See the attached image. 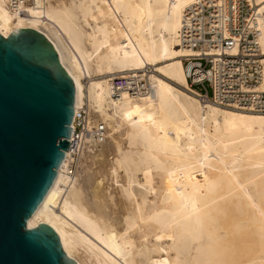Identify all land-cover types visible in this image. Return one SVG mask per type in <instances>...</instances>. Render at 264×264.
<instances>
[{
    "label": "bare ground",
    "instance_id": "bare-ground-1",
    "mask_svg": "<svg viewBox=\"0 0 264 264\" xmlns=\"http://www.w3.org/2000/svg\"><path fill=\"white\" fill-rule=\"evenodd\" d=\"M26 1L0 0V33H44L86 128H106L84 132L77 168L66 150L28 227L50 224L77 264H264V111L189 85L179 30L199 0ZM249 1L264 55V0ZM133 73L154 92L114 96L111 79Z\"/></svg>",
    "mask_w": 264,
    "mask_h": 264
},
{
    "label": "water",
    "instance_id": "water-1",
    "mask_svg": "<svg viewBox=\"0 0 264 264\" xmlns=\"http://www.w3.org/2000/svg\"><path fill=\"white\" fill-rule=\"evenodd\" d=\"M75 99L44 33H0V264H77L50 224L28 227L69 148Z\"/></svg>",
    "mask_w": 264,
    "mask_h": 264
},
{
    "label": "built area",
    "instance_id": "built-area-1",
    "mask_svg": "<svg viewBox=\"0 0 264 264\" xmlns=\"http://www.w3.org/2000/svg\"><path fill=\"white\" fill-rule=\"evenodd\" d=\"M249 0H199L187 7L179 30L181 45L193 50L184 57L189 85L203 102L239 105L264 111V57L257 37L260 32ZM114 96L123 91L152 94L154 86L138 74L111 79ZM87 110L75 109L70 154L82 150L84 132L96 141L105 138V126L86 128ZM74 163H72L73 166Z\"/></svg>",
    "mask_w": 264,
    "mask_h": 264
},
{
    "label": "rangeland",
    "instance_id": "rangeland-1",
    "mask_svg": "<svg viewBox=\"0 0 264 264\" xmlns=\"http://www.w3.org/2000/svg\"><path fill=\"white\" fill-rule=\"evenodd\" d=\"M28 3H31V0H30V2L29 1H26V4H28ZM152 69H153V67H147V69H146V71H147V74H149V73H151L152 72ZM89 81V79H85V83H87ZM86 109H87V107H86ZM210 125V123H207V127L209 128V130H211V132H212V128L209 126ZM79 156V155H78ZM77 160H78V157L76 158V159H73V160H71V162L72 161H75V167L77 166ZM77 168V167H76ZM76 168H75V171H74V173L76 172ZM69 172V171H68ZM70 173V172H69ZM74 173H70L71 175H74Z\"/></svg>",
    "mask_w": 264,
    "mask_h": 264
}]
</instances>
